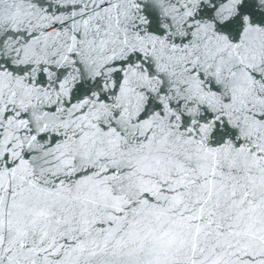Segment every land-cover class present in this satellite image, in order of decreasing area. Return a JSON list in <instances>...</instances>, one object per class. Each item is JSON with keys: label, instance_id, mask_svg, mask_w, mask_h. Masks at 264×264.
Returning <instances> with one entry per match:
<instances>
[{"label": "snow or ice", "instance_id": "6c2138e0", "mask_svg": "<svg viewBox=\"0 0 264 264\" xmlns=\"http://www.w3.org/2000/svg\"><path fill=\"white\" fill-rule=\"evenodd\" d=\"M0 264H264V0H0Z\"/></svg>", "mask_w": 264, "mask_h": 264}]
</instances>
